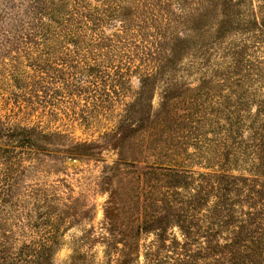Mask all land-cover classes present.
<instances>
[{
  "label": "rangeland",
  "instance_id": "374dc122",
  "mask_svg": "<svg viewBox=\"0 0 264 264\" xmlns=\"http://www.w3.org/2000/svg\"><path fill=\"white\" fill-rule=\"evenodd\" d=\"M241 1L58 0L52 15L43 5L36 15L27 0H0V242L18 249L53 240L51 264H166L146 259L156 236L137 225L169 174L144 172L171 158L195 178L216 167L204 153L186 159V150L198 155L192 145H157L170 132L169 114L184 113L200 90L199 133L214 140L221 132L240 33L219 26ZM251 7L245 0L240 10ZM172 33L191 43L157 68ZM147 73L157 75L144 89Z\"/></svg>",
  "mask_w": 264,
  "mask_h": 264
},
{
  "label": "trees",
  "instance_id": "16d2710c",
  "mask_svg": "<svg viewBox=\"0 0 264 264\" xmlns=\"http://www.w3.org/2000/svg\"><path fill=\"white\" fill-rule=\"evenodd\" d=\"M57 2L27 0V8L41 15L43 5L44 11L52 15ZM249 2L252 7L246 13L240 10L245 0L233 3V18L220 21L219 31L233 28L240 33L231 50L233 97L228 101L232 102L229 105L232 109L222 118L226 123L221 125V132L214 140H206L199 133L198 128L203 123V117L198 116L196 110L203 97L200 90L198 97H190L187 101L190 107L184 113L169 114L170 132H166L157 145L158 148L184 151L192 145L199 150L198 155L193 156L186 150V159L198 158L204 153V159L218 161L216 167H208L212 172L199 173L195 178L191 168L180 166L178 159L171 158L166 163L147 166L144 172L169 174V179L164 181L166 185L156 189L154 211L148 215L149 207H145L143 219L137 225L138 234L156 236L145 253L149 263L264 264V0ZM180 20L184 25L191 21L188 18ZM170 40L173 41L169 45L170 52L164 53L157 68H165L176 60L182 48L180 43L184 46L191 43L190 36L186 39L175 37L173 33ZM155 75H145L144 89L151 85ZM145 93L143 90L139 94L141 99ZM166 93L165 99H168V91ZM137 107L138 103L132 106L133 109ZM132 118L129 113L127 121ZM160 126L169 128L166 121ZM213 146L216 149L211 151ZM181 175H184L185 193L178 190L177 179ZM2 189H7L4 184ZM161 195L166 203L163 206L156 200ZM162 208L163 211L157 210ZM165 208L172 212L170 219L161 217ZM174 228L179 229L180 237L168 235V229ZM9 245L0 242V264H51L57 246L53 240L30 241L18 249Z\"/></svg>",
  "mask_w": 264,
  "mask_h": 264
}]
</instances>
